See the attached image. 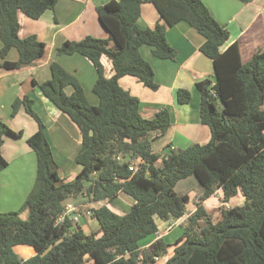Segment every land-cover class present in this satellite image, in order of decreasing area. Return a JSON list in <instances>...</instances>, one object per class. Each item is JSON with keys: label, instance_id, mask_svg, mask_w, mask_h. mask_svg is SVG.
<instances>
[{"label": "trees", "instance_id": "obj_1", "mask_svg": "<svg viewBox=\"0 0 264 264\" xmlns=\"http://www.w3.org/2000/svg\"><path fill=\"white\" fill-rule=\"evenodd\" d=\"M58 1L0 0V66L20 68L45 54L47 45L36 35L20 36L18 13L37 19ZM145 1L156 6L167 24L186 21L203 35L200 49L213 60L216 73L215 82L197 83L201 120L210 128V140L164 155L153 151L151 133H166L171 125L169 111L162 109L154 118H145L140 99L119 82L122 76L133 75L155 90V72L141 47L150 46L153 55L162 59H174L177 54L168 42L165 23L139 26ZM97 13L108 38L88 35L66 40L56 53H79L92 61L98 104L89 101L77 77L57 61L51 64V79L35 82L81 131L76 156L80 168L72 181L59 174L46 125L34 110L33 99L25 95L13 102V116L24 106L38 122L37 131L28 138L36 153L37 171L21 208L0 212V264H85L87 259L94 264H264V51L247 62L242 60L238 42L222 51L229 30L203 0H110L98 6ZM12 48L19 53L14 61L6 59ZM103 55L113 62L115 73L110 77ZM68 86L73 88L71 94L66 92ZM177 98L188 103L191 92L179 89ZM6 134L20 136L22 131L0 120V172L9 164L2 153ZM137 160L138 168L131 170ZM192 175L203 194L188 224L173 243L160 237L141 247L144 238L157 234V219L171 221L185 215L190 197L177 193L175 187ZM218 189L224 201L242 194L244 204L223 208L214 219L203 201ZM121 193L135 202L124 214L107 205L92 209L100 225L96 232L86 233L68 216L58 221L71 199L84 195L114 202ZM26 210L27 219L21 216ZM173 245V254L158 263ZM18 246L32 247L36 253L25 258Z\"/></svg>", "mask_w": 264, "mask_h": 264}, {"label": "crops", "instance_id": "obj_2", "mask_svg": "<svg viewBox=\"0 0 264 264\" xmlns=\"http://www.w3.org/2000/svg\"><path fill=\"white\" fill-rule=\"evenodd\" d=\"M108 1L110 0H59L53 9H48L37 19L19 11L20 36L25 38L36 35L40 41L46 43L47 48L45 54L31 64L15 69L0 66V120L15 131H22L20 136L6 134L4 137L2 153L9 164L0 172V212L20 209L36 180L37 157L28 143V138L37 131L38 122L24 106L16 115H12L13 102L18 97L28 95L33 99V108L46 125L47 137L55 161L58 167L64 170L63 177H76L79 171L76 156L82 144L81 131L66 113L44 95L35 82L42 83L51 79V64L57 61L77 77L89 101L98 104L99 98L93 92L97 70L92 61L79 53L59 55L56 49L66 40H81L88 35L108 38L109 33L99 20L97 13V7ZM203 1L213 16L229 30L230 36L221 46L222 51L232 43L238 42L243 62H247L255 53L264 51V0ZM157 23L166 24L168 42L177 52L174 59H162L153 55L150 46L141 47L143 57L154 69L157 89L145 86L133 75H124L119 82L123 88L140 99V112L145 118H154L162 109L169 111L171 125L166 133L163 135L159 131L151 133L153 151L164 155L171 149H185L192 144L206 143L210 140V128L201 120V91L197 83L205 79L215 82L216 73L213 60L200 49L205 41L202 34L186 21L173 25L167 24L153 3L143 2L139 26L153 28ZM1 46L0 39V49ZM18 58L19 53L16 48H12L6 57L12 61ZM101 60L107 76L114 75L112 60L107 55H103ZM179 89H187L191 92V100L188 103H179L177 98ZM72 91L71 86L66 88L68 94ZM161 162L162 159L158 163ZM121 195L114 202L99 201L116 213L124 214L135 201L133 199L124 201V198L129 197H123L121 200ZM217 201L221 208H228L235 203L234 201H236L235 205L242 203L244 197H241L239 193L229 201H224L223 191L218 189L214 195L203 201L209 214L212 215V208H220V206L213 207ZM196 207L197 205L188 212L186 206L185 215L177 221L157 219L159 225L157 234L144 238L143 242L141 241V247L150 245L157 238L171 236L178 228L182 231V222L188 219ZM27 213L28 210L21 216L24 217L23 215ZM81 227L84 229L83 225ZM84 231L86 232L85 229ZM181 231L175 233L176 238ZM17 249L23 255L29 254L27 257L36 253L29 246H18ZM170 256L171 254L167 256V259Z\"/></svg>", "mask_w": 264, "mask_h": 264}, {"label": "rangeland", "instance_id": "obj_3", "mask_svg": "<svg viewBox=\"0 0 264 264\" xmlns=\"http://www.w3.org/2000/svg\"><path fill=\"white\" fill-rule=\"evenodd\" d=\"M78 167L80 168L79 164H78ZM58 168H59V171H60L59 174H60V176L62 177L63 180L72 181L74 179V178H71L69 176L63 177L64 176L63 175L64 174L63 168L62 167H58ZM176 190H177V193H179V194L183 193V194H188L190 196V201L187 204V209H188L187 211L188 212H191V210L197 205V203L200 200V196L203 193V187L200 185L198 179L195 176L187 177L185 179L180 180V182L176 186ZM121 194H122L121 195L122 196L121 200H122L123 197H129V198H124V201H125V199H130L132 201L133 198H131L129 195H127L125 193H121ZM240 195H241V197H243L242 194H240ZM119 198H120V196L117 199H119ZM70 201L74 205L78 206V208H76L75 212H73V214L77 217V219H75V218L73 219L74 223L75 224H79L81 226L83 225L84 229L89 234L98 231L99 230L98 228L100 227V225H99L98 220L93 217L92 209H94L96 207H99L100 205H102V203L100 201H98V200L97 201L96 200H92V199H90V198H88L87 196H84V195L83 196L82 195L78 196L75 199H71ZM104 201H106V200H104ZM236 201H234L235 203H233L234 206L236 204ZM240 204L241 205L244 204V201H242V203H240ZM217 206L218 207L220 206L218 201L215 203V205H213V207H217ZM221 209H223V208H221V206H220L219 209L212 208L211 213H212L214 219H216L215 217L217 215L218 216L221 215ZM23 216H24L23 218L27 219L29 217V213L24 214ZM174 221H177V220H174ZM187 224H188V219L184 223L182 222L183 226H185ZM202 225H205L204 222L202 223ZM179 231H181V230L178 228L175 231V233H178ZM175 233L172 234L171 236H168L166 238L167 241H169L171 243L175 242V240H176V237H175L176 234ZM174 248H175L174 245L171 246L169 248V250H168V253L166 255L162 256L158 260V263H163L167 259V256H169L170 254L172 255L173 252H174ZM17 251L23 257H27V255H29V254L23 255L22 252L19 251V249H17ZM85 264H94V262L92 260H90V259H87V262Z\"/></svg>", "mask_w": 264, "mask_h": 264}, {"label": "built area", "instance_id": "obj_4", "mask_svg": "<svg viewBox=\"0 0 264 264\" xmlns=\"http://www.w3.org/2000/svg\"><path fill=\"white\" fill-rule=\"evenodd\" d=\"M118 159H121V156H118ZM139 162L140 161H138V160L133 162L130 166V169L136 170L138 168ZM76 208H77L76 205H74L72 202L67 203L65 211L63 212V214L61 215V217L59 218L58 221H63V219L67 216L70 217L72 220L74 218L77 219V217L73 214V212H75Z\"/></svg>", "mask_w": 264, "mask_h": 264}]
</instances>
